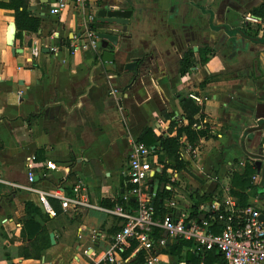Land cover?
Returning a JSON list of instances; mask_svg holds the SVG:
<instances>
[{
	"label": "crops",
	"instance_id": "crops-1",
	"mask_svg": "<svg viewBox=\"0 0 264 264\" xmlns=\"http://www.w3.org/2000/svg\"><path fill=\"white\" fill-rule=\"evenodd\" d=\"M55 2L30 0L40 26L19 36L14 10L0 7V179L6 182L0 181V264H105L103 253L121 227L106 205L118 203L129 188L130 142L145 127L156 137L176 135L170 122L187 125L190 102L199 108L191 125L197 140L182 134L179 141L196 156L180 155L190 162L188 172L167 169L173 183L167 209L172 201L187 213L195 195L222 199L233 189L264 212V187L247 159L254 146L246 135L264 116V14L253 13L264 0H128L131 23L118 46L107 49L112 62L103 60L98 38L96 48L88 44L89 15L95 33L109 28L96 23L95 0L83 7L66 0L51 15ZM245 15L257 22L243 21ZM184 57L191 63L181 72ZM131 62L136 65L126 68ZM200 130L210 134L199 136ZM30 156L36 189L71 197L80 180L90 206L61 208L55 215L47 199L8 184L28 185ZM27 201L48 215L35 218L48 237L54 234L40 259L21 256L28 242L21 234ZM133 251L116 264H138ZM160 259L186 264L163 253Z\"/></svg>",
	"mask_w": 264,
	"mask_h": 264
},
{
	"label": "built area",
	"instance_id": "built-area-1",
	"mask_svg": "<svg viewBox=\"0 0 264 264\" xmlns=\"http://www.w3.org/2000/svg\"><path fill=\"white\" fill-rule=\"evenodd\" d=\"M89 0H75L79 7H83ZM66 0H56L55 5L49 9V14H59L65 7ZM93 17L89 15L88 44L93 48L97 46L95 31L91 30ZM243 21L257 22L253 15H245ZM85 43V42H84ZM85 45V44H84ZM86 46V45H85ZM116 91L113 90L112 93ZM189 97L196 103H202V98L194 93ZM188 154L192 159L196 156L195 149L185 143L180 147V155ZM35 157L27 159V186L8 183L13 187H23L29 191L36 192L42 199H47L50 193L38 190L34 187L35 171L33 162ZM158 156L154 147L145 145L137 140L130 142V158L126 172L129 188L122 195L121 200L108 209L121 219V227L115 232L111 241L103 253L102 262L105 264H116L119 257L124 253L131 241L137 243L133 255L143 251V262L141 264H162L160 250L166 242L174 239L193 241L199 252L217 249L223 256L225 264H264V222L259 220V215L264 212L250 205L240 207L235 200L229 196L202 204L199 210L204 214L199 218L189 217V212L177 211L175 203L170 202L168 213L162 220L154 218V207L151 198L146 194V184L156 173ZM255 178V177H253ZM1 182H4L0 179ZM6 183V182H4ZM73 196H64L59 191L51 194L60 202L61 208L85 206L90 204L86 201L83 193L84 187L80 180L73 185ZM134 197L135 207L131 208L130 198ZM219 225L217 233L212 227ZM158 227L163 231V237L153 238V228Z\"/></svg>",
	"mask_w": 264,
	"mask_h": 264
},
{
	"label": "trees",
	"instance_id": "trees-1",
	"mask_svg": "<svg viewBox=\"0 0 264 264\" xmlns=\"http://www.w3.org/2000/svg\"><path fill=\"white\" fill-rule=\"evenodd\" d=\"M30 0H5L0 1V7L10 8L14 10V20L16 27L18 28V36L21 31L36 32L39 29L41 19L32 14L29 10ZM254 14H264V3L261 4L257 9L253 10ZM95 31L94 26L91 27ZM262 38L264 39V31ZM184 63L180 66V71L183 72L184 68L187 67L191 62L185 57L183 58ZM190 112L187 115L188 123L185 126L178 125L175 121L170 122V129L176 128V135L174 136H159L153 135L151 128L145 127L140 133L137 141L144 143L148 146L154 147V152L158 156V164L161 166V170L156 172L149 181V190L146 193L152 200L154 207V218L162 220L163 217L168 213V209L165 205L167 200L172 197V182L170 181V176L167 173V169H173L175 171L185 170L187 167V162L180 157V147L181 143L179 141L180 136L185 134L187 140L194 143L197 140V133L195 129L191 127L192 123L195 122L193 116L198 113V106L190 102ZM199 136L210 134V130H200L198 131ZM254 171L252 166L247 167L244 176L246 179L243 180L244 184H249V178ZM236 173H233V178L237 177ZM154 180L158 181L157 191L153 194ZM246 182V183H245ZM168 189L166 186H169ZM231 197L235 199L236 205L244 207L247 205L246 197L233 189L230 192ZM216 198V195H195L192 197L193 203L189 209V217L199 220V218L204 214L202 210H199L200 205L209 203ZM48 203L54 210V214L57 215L61 212L60 202L57 198L52 196L47 197ZM120 201V200H119ZM130 203L134 201L130 200ZM114 205V204H113ZM108 207H113L111 204L106 205ZM41 216L43 219H47L48 215H43L40 209L31 201L25 202V216L23 218V227L21 234L24 238H28V242L21 247V256L23 258L40 259L43 252L50 246V241L48 233L44 225L36 220V216ZM219 225L212 227L214 233L219 232ZM153 238L163 237V231L158 228H153ZM137 243L133 240L129 244V248L125 249L122 256H127L132 252ZM160 253L168 254L172 257H176L179 260L184 259L186 264H225V260L222 254L217 249H211L204 252H199L193 241H187L182 239H174L167 241L166 245L162 247ZM138 264L143 262V251H139L136 255Z\"/></svg>",
	"mask_w": 264,
	"mask_h": 264
},
{
	"label": "water",
	"instance_id": "water-1",
	"mask_svg": "<svg viewBox=\"0 0 264 264\" xmlns=\"http://www.w3.org/2000/svg\"><path fill=\"white\" fill-rule=\"evenodd\" d=\"M128 0H95L94 7L96 9V23L101 25H107L109 28L100 29L95 33L96 37L100 40V47L106 50L103 53V60L105 62H112L113 54L107 49L110 45L118 46L121 39L125 36L128 31L129 24L133 10L126 7ZM45 5L43 4V7ZM93 27V25H92ZM95 28V27H94ZM15 34V25L11 24L8 29V38L12 40ZM85 44L84 41L82 43ZM135 62L129 63L126 68H132L135 66ZM246 135L249 141L253 144V150L248 153L247 159L253 162L256 173L260 175V183L264 187V116L257 119V124L250 127L246 131ZM156 169L155 172H158ZM158 181H154L153 191H157ZM259 220L264 222V215H259ZM50 243L54 244V234L49 233Z\"/></svg>",
	"mask_w": 264,
	"mask_h": 264
},
{
	"label": "rangeland",
	"instance_id": "rangeland-1",
	"mask_svg": "<svg viewBox=\"0 0 264 264\" xmlns=\"http://www.w3.org/2000/svg\"><path fill=\"white\" fill-rule=\"evenodd\" d=\"M190 158V160L192 159V157H189ZM191 165H190V162H189V164L187 165V167L189 168ZM185 172H188V169H185L184 170ZM190 174V173H189Z\"/></svg>",
	"mask_w": 264,
	"mask_h": 264
}]
</instances>
